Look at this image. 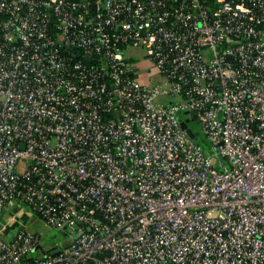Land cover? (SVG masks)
<instances>
[{"label": "built area", "instance_id": "obj_1", "mask_svg": "<svg viewBox=\"0 0 264 264\" xmlns=\"http://www.w3.org/2000/svg\"><path fill=\"white\" fill-rule=\"evenodd\" d=\"M11 203L70 240L0 222V264H264V0H0Z\"/></svg>", "mask_w": 264, "mask_h": 264}, {"label": "rangeland", "instance_id": "obj_2", "mask_svg": "<svg viewBox=\"0 0 264 264\" xmlns=\"http://www.w3.org/2000/svg\"><path fill=\"white\" fill-rule=\"evenodd\" d=\"M128 50L131 53L126 57V60L130 62L134 76L141 85H150L162 80L155 64L145 55V51L142 48L129 47ZM148 78L151 79V82L148 81ZM177 100V96H164L157 101L159 103H166ZM189 129L194 135L195 141L202 146L203 151L206 154H210L209 143L200 124L196 120H192L189 123ZM7 209L5 214L0 216V222L6 227L11 228L9 233L12 234L15 226L20 224L24 226L25 230L40 236V249L33 253L34 256L48 254L52 248L63 246L70 240L68 229L60 230L59 228L46 224L38 215H33L26 206L11 203Z\"/></svg>", "mask_w": 264, "mask_h": 264}, {"label": "water", "instance_id": "obj_3", "mask_svg": "<svg viewBox=\"0 0 264 264\" xmlns=\"http://www.w3.org/2000/svg\"><path fill=\"white\" fill-rule=\"evenodd\" d=\"M76 56H79V53H76ZM85 58H86V60H89V59H90L89 56H87V57H85ZM196 122H197V121H196ZM180 125H181V127H182L183 129L186 130V132L188 133V135H189L190 137L194 138V135L192 134L191 130L189 129V127H188L186 121H182ZM76 237H77V236H76ZM76 237H75V238H76Z\"/></svg>", "mask_w": 264, "mask_h": 264}, {"label": "flooded vegetation", "instance_id": "obj_4", "mask_svg": "<svg viewBox=\"0 0 264 264\" xmlns=\"http://www.w3.org/2000/svg\"><path fill=\"white\" fill-rule=\"evenodd\" d=\"M184 121L187 122V125L189 127V123L192 121V119L191 118H188V117H185Z\"/></svg>", "mask_w": 264, "mask_h": 264}]
</instances>
